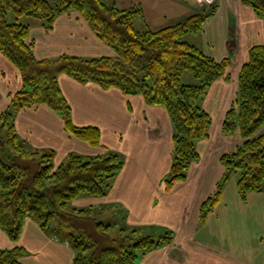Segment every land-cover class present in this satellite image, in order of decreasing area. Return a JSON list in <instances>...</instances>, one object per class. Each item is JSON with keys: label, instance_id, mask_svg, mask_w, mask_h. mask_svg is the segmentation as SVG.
Listing matches in <instances>:
<instances>
[{"label": "trees", "instance_id": "trees-1", "mask_svg": "<svg viewBox=\"0 0 264 264\" xmlns=\"http://www.w3.org/2000/svg\"><path fill=\"white\" fill-rule=\"evenodd\" d=\"M241 2L264 19V0ZM211 9L158 30H139L135 18L146 22L142 6L121 8L105 0H0V52L16 67L22 82L11 95L8 109L0 114V225L13 242L19 241L26 221L31 220L47 236L71 246L73 264H137L140 255L165 244L164 238L172 241L173 234L161 236L159 241L154 235H137V230L113 237L111 225L88 215V210L67 211V205L82 196L107 195L124 159L111 151L86 159L70 153L68 162L56 165L54 149L33 148L20 137L17 114L46 105L61 116L71 135L101 146L99 127L75 124L72 106L59 82L61 75L81 84L94 83L103 90L118 88L125 95H141L147 104L164 106L174 128L173 162L164 181L170 191L175 183L186 180L192 163L200 160L198 142L210 137L213 118L200 103L213 82L231 80V57L217 61L182 40L185 34L202 30L217 6ZM70 12L79 13L115 55L86 58L64 54L38 59L30 25L20 19L31 17L51 29L57 16ZM9 13L15 16L13 22L8 20ZM187 70L199 79L198 85L181 82ZM222 132H239L242 141L221 157L225 174L215 193L201 205L203 225L222 201L232 176L238 175L242 201L250 192H264V31L263 42L250 48L240 69L237 96L226 111ZM26 254L21 246L1 249L0 264H22L20 259Z\"/></svg>", "mask_w": 264, "mask_h": 264}, {"label": "crops", "instance_id": "crops-1", "mask_svg": "<svg viewBox=\"0 0 264 264\" xmlns=\"http://www.w3.org/2000/svg\"><path fill=\"white\" fill-rule=\"evenodd\" d=\"M218 1L215 14L201 30L204 33L202 43L193 44L217 61L231 57V80L220 79L210 86L202 103L213 118L210 137L198 142L200 160L192 163L186 180L175 183L170 191L166 190L164 181L173 162L174 128L164 106L147 104L141 95H125L118 88L103 90L94 83L81 84L61 75L59 82L72 106L75 124L99 127L101 146H92L71 135L61 116L46 105L27 108L17 114L20 137L33 148L54 149L56 165L64 162L70 153L90 156L111 151L122 156L124 167L112 180L107 195L82 196L72 203L74 208L88 210V215L100 221L103 215L93 214L95 206L110 203L112 209L116 204H123L129 211L131 226L154 225L155 229L162 227V231L172 229V241L142 255L141 264H264V256L251 251L242 232L241 241L237 242L241 249L238 251L231 248V235L225 227L217 232L205 229L202 237L199 235V229L206 228L209 220L204 225L200 223L201 205L215 193L225 174L221 157L233 152L242 141L239 132L224 134L222 124L237 96L240 69L248 59L250 48L263 42L264 31V19L241 0ZM234 1L238 5L235 11L231 7ZM221 2L227 6L224 11L220 8ZM167 3L168 7H162ZM125 4L124 7L121 3L123 8L142 6L145 25L153 30L184 21L197 13L193 0H129ZM28 18L20 20L30 25V38L38 59L64 54L86 58L115 55L77 12L57 16L51 29L39 20ZM21 87L18 70L0 52V114L8 109L11 95ZM227 190L228 184L222 201L211 214L219 213L217 221L222 223L229 220L228 212L232 209L224 202ZM253 194V200L264 203V192H250L248 196ZM240 207L241 226L245 225L244 219L253 222L256 217H247L244 212L259 214L264 209V206H248V198L234 208L240 211ZM252 237L258 236L254 233ZM15 246L27 250L20 259L22 264H73L75 256L68 243L47 236L31 220L26 221L18 242H13L0 225V250Z\"/></svg>", "mask_w": 264, "mask_h": 264}, {"label": "rangeland", "instance_id": "rangeland-1", "mask_svg": "<svg viewBox=\"0 0 264 264\" xmlns=\"http://www.w3.org/2000/svg\"><path fill=\"white\" fill-rule=\"evenodd\" d=\"M49 1L53 2L56 0H49ZM128 1L129 0H105V2H107L108 4H112V3L116 2L117 5L121 8H123L122 5L125 7V5H126L125 3H127ZM218 2L219 1L216 0V3L214 5H217ZM121 3H122V5H121ZM236 3H237V1L231 6L234 11L237 10V6H238ZM166 6L168 7L169 4L168 3L162 4V7H166ZM193 6L196 8L197 12L211 11L212 10L211 7L205 8L207 6H204L203 4H198L195 1H193ZM225 7H227L225 2H221L220 8H222L224 11V10H226ZM22 18L25 20L29 19L27 16H23ZM14 19H15L14 14L9 13V15H8L9 22H13ZM166 21H168V20H166ZM145 24L146 23L144 22V20L141 17L138 16L137 18H135V27L137 29H139V30L146 29L147 25H145ZM203 38H204L203 31L202 32L199 31V32H189V33L185 34L182 37V40H187V41H189V43H192V44L194 43L196 45H199L202 43ZM181 80H182L181 82L183 84H186V85H198L197 83H199V79H197L196 76L194 75V73L190 70H187L183 73ZM200 104H202V103H200ZM79 154H81L84 159H86V157L89 156V155H85L82 153H79ZM68 157L69 156H67V158H65V160H64L65 163L68 162ZM53 161L55 162V158L53 159ZM115 178H113L112 180H114ZM237 180H238V175H234L231 177V179L227 183L228 184L227 195H226V197H224L225 204L229 205L228 208L232 207V209H235V211L231 209L228 212V216L230 214L229 220H227L228 219V217H227L226 222L222 223V222L217 221V218H218L217 216L219 213L212 216L211 214L214 211V209H213V211H211L207 217V219H209V220L207 222L206 228L199 229V235H200V237H202L201 232H202V230H205V229L211 228L213 230V232H217V231H219L220 228L225 227V229H227L231 235V243H232L231 248L238 251V249L239 250H241V249H240V247H238L239 245H237V242L241 241V232H242L244 234V237L250 243V246L252 248L251 251H254V253L258 252V255L264 256V209L259 214H253L252 211H250L248 213L244 212L247 215V217L248 216H251V217L256 216V217L254 218L255 220L253 222H251V221L248 222L246 219H244L245 225L241 226V219H242L241 218V207L239 209L240 211H237V209L234 208V207H237L238 204H240V206H241V198L239 197V194L237 191ZM252 197H254V194L249 195L247 197L248 198V206H253V208H262V206H264V203L257 202L256 200H253ZM110 205H111L110 203H105V204L97 205V208L95 206L93 208L94 209L93 214L95 216L103 215V217L101 218V221L104 222L105 224L111 225L112 230L110 231V234L113 237L121 236V235L125 234L126 231L129 232L130 230H137V232H136L137 235H149L150 234V235H154L156 239L161 241L162 240L161 236L166 237L167 235H169V237H170V235L173 234L172 229H164L162 231L163 228L160 226H158L159 228H156V229L154 228V225L146 226V227H139V226H135V225L131 226V224L129 223V220H128V215H129L128 209L123 204H121V205L116 204L114 206V208H112V209H111ZM73 208H74L73 203L71 202L67 205L66 210L70 212V211H72ZM220 212L222 213V216H223V211H220ZM245 214H244V216H246ZM254 233H256V235L258 237H252V235ZM232 239L234 242L232 241ZM213 241H215V243L216 242L218 243V241L215 238H213ZM167 242H168V240H166V238H164V240L162 241V243H167ZM130 243L134 244L133 241H131ZM245 245H247V242L245 243ZM254 253L252 255H254ZM141 257H142V255H140L139 258L137 259V261H136L137 264H141V262H140Z\"/></svg>", "mask_w": 264, "mask_h": 264}, {"label": "built area", "instance_id": "built-area-1", "mask_svg": "<svg viewBox=\"0 0 264 264\" xmlns=\"http://www.w3.org/2000/svg\"><path fill=\"white\" fill-rule=\"evenodd\" d=\"M193 1H195L198 4H203L204 6H207L205 8L212 7L216 3V0H193Z\"/></svg>", "mask_w": 264, "mask_h": 264}]
</instances>
